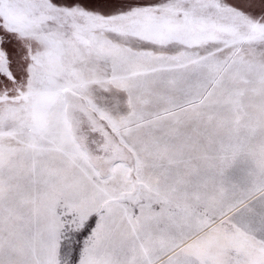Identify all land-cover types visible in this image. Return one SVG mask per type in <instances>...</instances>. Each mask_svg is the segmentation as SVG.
<instances>
[{
  "label": "snow or ice",
  "instance_id": "1",
  "mask_svg": "<svg viewBox=\"0 0 264 264\" xmlns=\"http://www.w3.org/2000/svg\"><path fill=\"white\" fill-rule=\"evenodd\" d=\"M0 264H264V0H0Z\"/></svg>",
  "mask_w": 264,
  "mask_h": 264
}]
</instances>
